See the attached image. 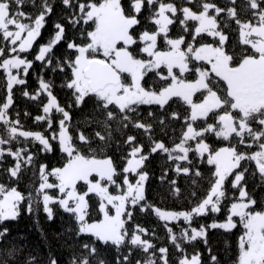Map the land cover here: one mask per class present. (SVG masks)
Instances as JSON below:
<instances>
[{
  "label": "snow or ice",
  "instance_id": "1",
  "mask_svg": "<svg viewBox=\"0 0 264 264\" xmlns=\"http://www.w3.org/2000/svg\"><path fill=\"white\" fill-rule=\"evenodd\" d=\"M56 7L0 0V222L25 201L33 214L42 201L48 219L63 209L65 234L77 238L69 264H224L209 229L232 237L227 264H264V0H59L54 15ZM17 89L37 104L36 130L25 126L27 108L22 117L10 107ZM154 154L172 196L190 179L187 207L147 198ZM138 215L159 223L146 227ZM8 232L0 225V264H57L9 246Z\"/></svg>",
  "mask_w": 264,
  "mask_h": 264
},
{
  "label": "trees",
  "instance_id": "2",
  "mask_svg": "<svg viewBox=\"0 0 264 264\" xmlns=\"http://www.w3.org/2000/svg\"><path fill=\"white\" fill-rule=\"evenodd\" d=\"M177 2L179 3V0H177ZM56 3L57 7L56 9H54V15H59V0H56ZM51 27V20H49L48 24L45 27H42L41 35H39L37 39L33 41L34 49L38 47L39 43L45 42ZM172 31L175 32L176 28L173 27ZM58 45L59 48H57V51H59V49L64 46L61 42H58ZM35 63L37 64V66L39 65L38 61ZM27 82L31 87L36 86V80L32 77L31 72L27 74ZM14 89H16L15 85ZM4 93V84L2 81H0V96L4 95ZM56 94L61 103H66L67 98L64 92H62L59 88L58 78L56 79ZM10 107L13 108V110H15L16 107H19L21 109L22 117L23 109L27 108L31 113V116L25 122V126L31 127L33 130H36L37 125L32 117L37 114L38 108L34 100L23 97L20 90L17 89L16 91H14L13 105H11ZM41 155H43V153ZM57 159L58 157L56 155L49 153L47 156V163H49V165H54ZM148 163L149 168L147 170L151 173V175L145 182L147 186V198L156 202L158 206H167L172 208H180L182 206L187 207L189 205L188 196L191 192L190 179H179L177 186L181 188V192L178 194L180 197L178 199L176 196H172L167 192V182H165V184L161 186V183L158 179L161 174V165L163 164V160H161L154 154L152 160H150ZM38 176L39 173L37 171L36 177L34 179V183L36 184H38L39 182ZM29 177H31V172H29L28 175L23 178L22 182L18 185L19 190H28ZM181 177H183V174H181ZM168 179H171V175L168 176ZM249 187L251 188L253 187V185L250 183ZM32 191H34V188L32 189ZM257 191H259V189H257ZM203 215L205 216V218H207V214ZM217 215H222V213H218ZM67 219L68 214L65 213L63 209L59 208L54 211L53 217L51 219H48L47 214L43 211L42 201L40 202L38 211L35 214L30 213L27 211V204L25 201L23 202L21 212L18 213V216L16 218H6L5 221L0 222V225L7 226L9 228L7 237L8 240L12 241V244L9 246L15 245L21 250V252H30L33 256L38 257L42 260L51 258L55 259L57 261V264H69V261L73 255L72 248H70L69 246L72 245L73 239L77 238L73 236L70 239L68 238V235L65 234L68 227L66 223ZM138 219L146 227H152L159 223L154 215H138ZM169 223L175 225L176 222L172 221ZM163 232L164 230L161 226L157 235L162 236ZM208 235L209 242L212 244L213 249L219 253L222 261H224V264H227V261L230 259V257L225 254L226 246L224 244V240L225 238H227L229 239V241H231L232 237L222 236L219 232L213 229L208 230ZM4 242V239L0 238V244H3ZM231 246L232 245L230 243L228 247ZM157 247H159V242H157ZM204 251L206 252V249ZM107 256L109 259L114 260L115 248L111 249V252L107 253Z\"/></svg>",
  "mask_w": 264,
  "mask_h": 264
}]
</instances>
